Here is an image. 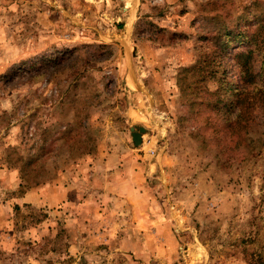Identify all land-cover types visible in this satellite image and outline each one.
<instances>
[{"label":"rangeland","instance_id":"obj_1","mask_svg":"<svg viewBox=\"0 0 264 264\" xmlns=\"http://www.w3.org/2000/svg\"><path fill=\"white\" fill-rule=\"evenodd\" d=\"M260 23L264 0H0V264H264V90L235 89ZM115 151L148 166L125 205ZM84 175L97 200H22Z\"/></svg>","mask_w":264,"mask_h":264},{"label":"crops","instance_id":"obj_2","mask_svg":"<svg viewBox=\"0 0 264 264\" xmlns=\"http://www.w3.org/2000/svg\"><path fill=\"white\" fill-rule=\"evenodd\" d=\"M131 161L132 163H130ZM105 163V167L108 170L110 169V171H112L115 169V172H112V174L109 175V179H112L113 181L108 182L107 195H111L118 202H122L119 203L121 205L129 204L128 202L131 201V199L129 200L127 198L129 197V193H131V196H136L139 199L142 198L144 190L146 189L142 181L145 176L146 169L148 168L147 164L145 165L144 163L139 162L138 159L137 161H133V159L130 160L128 153L123 154L117 151L109 154ZM150 168H152V164H150ZM118 175H120V177L116 178ZM85 176L86 175L77 178L68 177V180L66 181L65 179H62L51 182L53 184L43 185L36 191L31 190L26 192L22 197V200L23 202H33L38 205L48 204L50 206H54L64 201H68L69 197H71L73 193L78 195L79 198H84L87 203L90 199L97 200L95 198L96 194H90V191H82V184L86 181ZM134 179H141L140 183L135 182ZM58 183L67 184L57 185ZM102 190L103 189L101 188L100 191Z\"/></svg>","mask_w":264,"mask_h":264},{"label":"trees","instance_id":"obj_3","mask_svg":"<svg viewBox=\"0 0 264 264\" xmlns=\"http://www.w3.org/2000/svg\"><path fill=\"white\" fill-rule=\"evenodd\" d=\"M258 26H260V28L257 27V29H262L264 28V23L262 24L260 23ZM257 29L251 35H248L247 32H245L244 30L227 31L221 42V45L223 46V53L225 52L227 53L233 44L241 43L244 42L245 40H248L250 36H252L250 39L251 40L255 39L254 43L258 44L260 39L255 37H257V35L258 37H260V33H259L260 30L257 31ZM235 56L238 57L237 62L241 68L240 76L242 78V84L241 86L235 87V89L238 92L237 95L239 97V100L237 102L240 103L246 97L245 95L248 92V90H250L249 86L251 85L255 86L253 90H250V93L259 92L260 89L264 90V63L261 65L259 71L257 70L255 71L253 61L250 60L251 56L249 55V52L247 53L244 50H240L235 53ZM56 60L57 59H52V61H56ZM224 78H226V76ZM94 147H95V143L93 142L92 145L89 146V148L87 147V149H84V151L80 153H75L73 151L70 152L68 158H76L78 154L90 153L91 151H93ZM16 154L17 155L15 159L13 157L11 158L10 156H8L9 157L8 163L11 165V167L20 168L23 177L27 178L28 170L25 165V160H29V161L33 160L35 159V156H28V155L24 156L20 153H16ZM33 183H39V181H34ZM16 209L20 210V206L17 205ZM262 260H263V256L261 254L256 255L255 264H257V262L259 261L262 262Z\"/></svg>","mask_w":264,"mask_h":264},{"label":"water","instance_id":"obj_4","mask_svg":"<svg viewBox=\"0 0 264 264\" xmlns=\"http://www.w3.org/2000/svg\"><path fill=\"white\" fill-rule=\"evenodd\" d=\"M146 131L145 127H139V131H136V127H132V137L135 145L142 144L143 141V132Z\"/></svg>","mask_w":264,"mask_h":264}]
</instances>
